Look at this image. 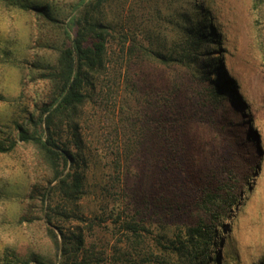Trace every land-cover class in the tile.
Returning a JSON list of instances; mask_svg holds the SVG:
<instances>
[{"label":"rangeland","instance_id":"374dc122","mask_svg":"<svg viewBox=\"0 0 264 264\" xmlns=\"http://www.w3.org/2000/svg\"><path fill=\"white\" fill-rule=\"evenodd\" d=\"M84 19L105 36L102 66L81 104L52 112L64 30ZM50 113L76 155L57 170L17 130L45 137ZM5 139L0 264H120L128 223L152 243L163 207L201 225L187 264H264V0H0Z\"/></svg>","mask_w":264,"mask_h":264},{"label":"trees","instance_id":"16d2710c","mask_svg":"<svg viewBox=\"0 0 264 264\" xmlns=\"http://www.w3.org/2000/svg\"><path fill=\"white\" fill-rule=\"evenodd\" d=\"M24 8H29L28 5H23ZM35 8L45 9V6H34ZM47 16V15H46ZM78 28L75 34L71 37L68 31L64 30V35L67 40L70 39L62 51L60 62L59 78L62 82L63 90L59 98L56 99V105L52 112L65 111L66 109H73L75 106L81 104L84 100L82 92L83 83L87 78V74L102 66L103 56L105 52L106 39L103 32L98 29L101 27L98 23L92 20L77 22ZM45 124L47 135L42 137L38 133L37 122H33L32 133L20 126L17 127L18 135L23 141H32L43 154L45 160L50 163L51 167L57 170L60 161L65 165L68 161L74 163L75 153H71L67 147H64L61 135L56 129L55 134L59 137H53L50 133V126L59 127L62 121L59 119L56 123L53 113L46 115L43 119H39V125ZM15 141L0 140V152H6L14 147ZM72 178L69 185L70 192H80L82 184V174L76 169L68 174ZM224 177L215 179V182H221ZM211 185V184H210ZM207 189L205 196L211 194L214 190L213 186ZM214 194V193H212ZM215 196V195H214ZM214 196L212 198H214ZM182 207H163V214L165 220L162 223V231L156 236L147 239V233L144 227H138L137 224L127 225L129 235L126 236L125 242L127 244L123 248L116 250L117 260L128 262V264H187L188 256L192 248L200 244L202 237L201 225L195 230L193 228L185 229L170 221L179 216ZM194 213V212H193ZM195 214V213H194ZM51 220V217H48ZM184 226V225H183ZM143 232V233H142ZM146 233V234H145ZM195 237H197L195 239ZM83 239L81 234L74 235L76 251L82 245ZM205 242V241H204Z\"/></svg>","mask_w":264,"mask_h":264}]
</instances>
